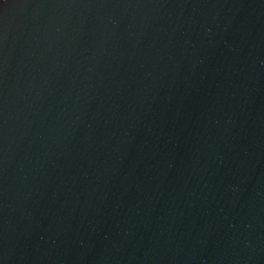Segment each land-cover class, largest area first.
<instances>
[{"label":"water","instance_id":"1","mask_svg":"<svg viewBox=\"0 0 264 264\" xmlns=\"http://www.w3.org/2000/svg\"><path fill=\"white\" fill-rule=\"evenodd\" d=\"M0 264H264V0H0Z\"/></svg>","mask_w":264,"mask_h":264}]
</instances>
